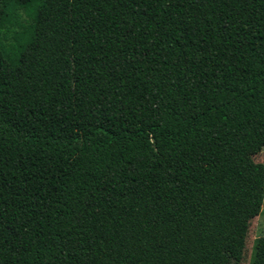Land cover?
Returning a JSON list of instances; mask_svg holds the SVG:
<instances>
[{
  "label": "trees",
  "instance_id": "16d2710c",
  "mask_svg": "<svg viewBox=\"0 0 264 264\" xmlns=\"http://www.w3.org/2000/svg\"><path fill=\"white\" fill-rule=\"evenodd\" d=\"M263 149L264 0H0V264H205Z\"/></svg>",
  "mask_w": 264,
  "mask_h": 264
},
{
  "label": "rangeland",
  "instance_id": "374dc122",
  "mask_svg": "<svg viewBox=\"0 0 264 264\" xmlns=\"http://www.w3.org/2000/svg\"><path fill=\"white\" fill-rule=\"evenodd\" d=\"M254 159L264 167V149L255 155ZM260 174L264 178V168L261 169ZM262 235H264V207L253 218L216 229L205 264H250L256 239ZM36 238L34 230L24 231L26 244H32Z\"/></svg>",
  "mask_w": 264,
  "mask_h": 264
}]
</instances>
